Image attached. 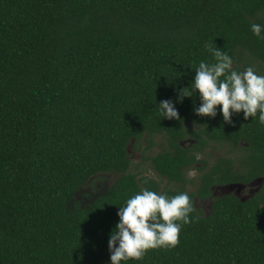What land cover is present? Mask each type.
I'll use <instances>...</instances> for the list:
<instances>
[{
  "label": "trees",
  "instance_id": "trees-1",
  "mask_svg": "<svg viewBox=\"0 0 264 264\" xmlns=\"http://www.w3.org/2000/svg\"><path fill=\"white\" fill-rule=\"evenodd\" d=\"M252 23L264 24V0H0V264H110L118 208L144 188L187 192L195 218L175 247L122 264H264V124L242 113L229 124L220 106L197 116L199 93L180 98L192 67L214 62L207 44L264 75ZM163 100L180 119H163ZM158 136L163 151L141 163L157 180L129 148ZM215 144L237 156L201 158ZM110 173L119 178L104 195L76 201ZM257 180L248 200L196 207L214 187Z\"/></svg>",
  "mask_w": 264,
  "mask_h": 264
},
{
  "label": "clouds",
  "instance_id": "clouds-1",
  "mask_svg": "<svg viewBox=\"0 0 264 264\" xmlns=\"http://www.w3.org/2000/svg\"><path fill=\"white\" fill-rule=\"evenodd\" d=\"M250 30L264 41V24L252 23ZM206 47L214 62L201 60L192 67L195 76L190 86L182 90L181 100L198 92L201 103L194 107L197 116L214 118L220 106L219 113L229 124L234 123L233 115L240 113L245 120L251 117L264 124V75L252 66L238 71L228 52L212 44ZM158 108L163 119H180L173 101H160ZM195 212L187 192L169 196L141 189L118 208L119 221L108 241L110 264L139 260L149 249L175 247L183 226L193 221Z\"/></svg>",
  "mask_w": 264,
  "mask_h": 264
},
{
  "label": "rangeland",
  "instance_id": "rangeland-1",
  "mask_svg": "<svg viewBox=\"0 0 264 264\" xmlns=\"http://www.w3.org/2000/svg\"><path fill=\"white\" fill-rule=\"evenodd\" d=\"M155 145L152 149H146L147 144L144 146H136L135 142L133 141L130 145L129 152L131 156V160L134 163V166L141 165L142 166V172H144L147 175H150L151 177L159 179L156 174L149 171V167L146 164H141L143 160V154L154 156L161 151H163V146L166 145L165 140L158 136L155 138L154 141ZM194 142L191 140L183 142V145L186 147H189ZM138 147V149H137ZM233 152L234 149L226 144H215L212 145V147L206 151L201 158H204L208 160L210 163H213L215 158L218 156H237L236 154H231L230 152ZM189 177L196 179L198 177V171L192 170L189 172ZM119 178V175L110 173V174H100L97 177H94L85 187L81 188L79 192L76 195V201L80 202L83 206H88L90 203H92L96 198L104 195L110 187L115 183V181ZM166 183V182H165ZM166 185V184H164ZM262 185L261 180H257L252 185H228V186H218L213 189V197L208 200H196V207L198 209H201L205 211L206 214H209L212 206V202L215 198H219L225 195L234 194L238 196L242 200H248L253 195H255L260 187ZM189 190H194V186L190 185Z\"/></svg>",
  "mask_w": 264,
  "mask_h": 264
},
{
  "label": "flooded vegetation",
  "instance_id": "flooded-vegetation-1",
  "mask_svg": "<svg viewBox=\"0 0 264 264\" xmlns=\"http://www.w3.org/2000/svg\"><path fill=\"white\" fill-rule=\"evenodd\" d=\"M182 144H183V143H182ZM184 146H185V145H184ZM214 188H215V187H214ZM214 188H213V189H214ZM213 189H212V193H213Z\"/></svg>",
  "mask_w": 264,
  "mask_h": 264
},
{
  "label": "water",
  "instance_id": "water-1",
  "mask_svg": "<svg viewBox=\"0 0 264 264\" xmlns=\"http://www.w3.org/2000/svg\"><path fill=\"white\" fill-rule=\"evenodd\" d=\"M261 181L263 182V180H261ZM254 183H255V182H254ZM254 183H253V184H254ZM251 185H252V184H251Z\"/></svg>",
  "mask_w": 264,
  "mask_h": 264
}]
</instances>
